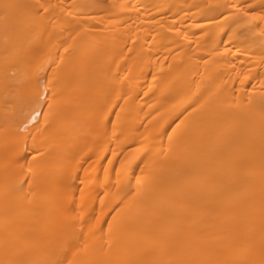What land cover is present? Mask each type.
Here are the masks:
<instances>
[{
	"label": "bare ground",
	"instance_id": "bare-ground-1",
	"mask_svg": "<svg viewBox=\"0 0 264 264\" xmlns=\"http://www.w3.org/2000/svg\"><path fill=\"white\" fill-rule=\"evenodd\" d=\"M0 264H264V0H0Z\"/></svg>",
	"mask_w": 264,
	"mask_h": 264
}]
</instances>
